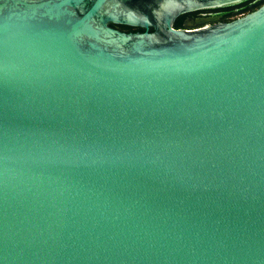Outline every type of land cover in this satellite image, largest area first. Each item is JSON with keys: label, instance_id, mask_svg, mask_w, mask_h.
Instances as JSON below:
<instances>
[{"label": "water", "instance_id": "1", "mask_svg": "<svg viewBox=\"0 0 264 264\" xmlns=\"http://www.w3.org/2000/svg\"><path fill=\"white\" fill-rule=\"evenodd\" d=\"M239 1L0 0V264H264V2L173 27Z\"/></svg>", "mask_w": 264, "mask_h": 264}, {"label": "flooded vegetation", "instance_id": "2", "mask_svg": "<svg viewBox=\"0 0 264 264\" xmlns=\"http://www.w3.org/2000/svg\"><path fill=\"white\" fill-rule=\"evenodd\" d=\"M259 1H261V0H251V2H249L247 4L237 5L234 8L233 7L228 8V7L231 5L238 4L242 1H239V2H236L233 4H224V5L207 6V7L197 8V9H194V10L184 12V13L177 15L173 21V27L184 28V27H186L187 24L198 26V25H211V24H214L217 22L230 21L229 18L231 16H233L235 11L240 10L241 12H244L246 10V8H248V7L254 8L255 4H257ZM178 19L180 21V25L175 26L176 25L175 22ZM134 27H141V26H134ZM143 30H144V28H143ZM152 30H153V27L149 26L148 31H152ZM134 31H136V30H134Z\"/></svg>", "mask_w": 264, "mask_h": 264}, {"label": "trees", "instance_id": "3", "mask_svg": "<svg viewBox=\"0 0 264 264\" xmlns=\"http://www.w3.org/2000/svg\"><path fill=\"white\" fill-rule=\"evenodd\" d=\"M249 2H251V0H244V1L240 2V3H238V4L231 5L228 8H232V7L234 8L237 5L247 4ZM253 9H255V8H249L248 7V8H246L245 12H249V11H251ZM175 24H176L175 26H179L180 25L179 19L176 20ZM109 25L112 26V27H115V28H117V29H119L121 31H125V32L134 31V30L143 31L142 27H134V26H130V25H127V24L109 22Z\"/></svg>", "mask_w": 264, "mask_h": 264}, {"label": "rangeland", "instance_id": "4", "mask_svg": "<svg viewBox=\"0 0 264 264\" xmlns=\"http://www.w3.org/2000/svg\"><path fill=\"white\" fill-rule=\"evenodd\" d=\"M263 2H264V0L259 1L257 4H255V7H254V8H256L259 4H261V3H263ZM244 13H246V12H245V11H244V12H241L240 10H237V11L234 12L233 16H231V17L229 18V20L234 19V18H236V17H238V16H241V15H243Z\"/></svg>", "mask_w": 264, "mask_h": 264}]
</instances>
